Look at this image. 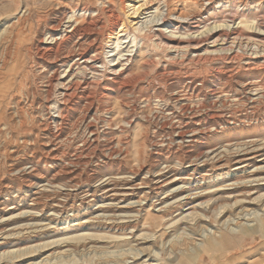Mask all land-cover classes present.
Returning a JSON list of instances; mask_svg holds the SVG:
<instances>
[{
	"label": "rangeland",
	"instance_id": "rangeland-1",
	"mask_svg": "<svg viewBox=\"0 0 264 264\" xmlns=\"http://www.w3.org/2000/svg\"><path fill=\"white\" fill-rule=\"evenodd\" d=\"M108 1L114 2L113 0ZM108 1L0 0V215H4L2 218L11 217L22 211V213H19L21 214L20 217H13L14 219L11 218L12 222L8 220L3 224L5 230L23 224L20 226V231L13 233L16 234L13 235L14 237L5 240L10 244V247H2L4 240L0 239V264H264V220L256 219L248 223L245 222L246 224L241 223L239 227H234V230H228L222 226L227 220V215H225L216 219L213 223L214 234H210L208 237H200L203 228L193 227L192 235L189 232H186V235L183 228L185 230V225L189 226V221L186 223L184 221L178 222L179 217L176 218L174 213L169 216L157 211L159 203L165 202L166 198L170 196L171 188L167 186L166 189L159 192L154 189L153 183V177L157 174V171L159 172L165 167V164L173 166L175 169L185 166L186 161L189 160L186 151L192 149L195 155L198 152L197 150H200L202 146L200 145L199 148V143L204 142V132L210 130L208 134H220L226 130L225 128L236 125L233 122L236 121L237 117H244L245 115L248 118L247 120H251L252 125L256 126L250 130V134H256L260 129L258 125L264 123V116H262L264 115V74L246 73L247 75L244 74L243 77L249 79L244 81L242 85H236L235 82L223 83L217 80L219 78L214 73L215 69L219 67V61L220 64L225 63L223 60H214L202 66L191 62L187 63L189 62L188 59L179 63L180 60L178 61V59L174 60L175 62L171 60L175 56V51L163 52L158 49L154 45L157 40L154 34L157 35L158 31L175 39L184 35L182 30L181 32L165 25L162 26L159 23L160 16L167 14V17L173 20L175 16L180 14L186 15L185 10L191 12L193 9L191 13L194 12V9L195 12L200 10L198 7H196L198 9L194 8L195 6H192L193 4H190L189 1L166 0L167 4H165L163 0H157V2L155 0L149 10L143 12L141 16L133 21L131 19L127 20L126 16L129 13L127 9L117 6L118 17L122 18V21H126V24L124 23L126 33L124 32L117 38L118 42H116V38L110 39L109 35L100 37L99 42L102 50L99 53L100 55H96L98 60L94 63V67H97L98 74L103 73L104 68L107 70H123L125 76H123V79L133 82L140 76V79L141 77L142 79L145 78L144 81H141L138 85L135 84L137 89L133 90V94H125L121 101L113 99L115 102H113V106L109 111L106 112V108H104L98 113L97 116L100 117L97 121L99 122L93 121L94 111L87 110L88 102H82L79 105L64 109L60 101V95L63 91L62 83L65 82L64 85H67L71 82H77L82 75H85L86 78L91 77L90 72L83 69L88 59L95 56L91 45L96 42L98 37L96 38L94 34L90 35L89 33L81 38L75 37L70 42L68 41L65 45L60 46L59 51H55L57 52L56 55H52L48 62L36 55L33 49L29 50L33 45L31 42L33 35L40 30H44L42 36L44 44L42 46H46L48 40L45 39L48 38L47 34L50 33L49 28L51 26L59 28L56 29L54 37L63 38V34L74 23L85 25L97 16L95 12L85 14V16L69 12L75 3L85 2V4H88L90 2V4L97 5L95 7L104 8L109 3ZM255 3L248 5L249 10L235 5L232 11L237 16L234 22L228 21L227 25L221 21L217 22L216 25L212 21L214 17L212 14L213 9L208 10V13L206 12L203 16L204 20L209 19L210 21L207 22V24L209 23L207 27H202L203 24L201 23L199 25L200 29H193L194 31H192L190 37H199L208 33V31L211 33L221 30H240L244 36L252 33H262L256 29L252 19L255 17L260 22L262 21L264 6L260 7ZM167 6L168 8H166ZM189 12H187L188 15L191 14ZM243 12L244 16L241 15ZM225 16L227 15L225 14ZM218 18L219 20L222 19L221 14ZM98 19L103 27L110 23L109 19L101 15ZM137 28H143V31L134 30ZM195 30H198V32ZM134 34L138 36L143 34L146 36L147 42L137 43L139 40ZM148 36L149 38H147ZM182 37L185 38L186 36ZM232 38L223 43L218 42L215 45L212 44L214 40H211L208 44L207 54L203 53L210 56L228 55L232 52L229 51L232 46L234 47H232L233 51H237L235 48L237 40L232 45L231 41L234 40ZM242 41L243 48L247 50L243 49L239 51V54L244 56L245 61L247 59H259L264 55L262 51L255 49V46L252 47L251 41L249 42L246 39H242ZM115 44L118 46H115ZM82 48L86 49L84 55ZM222 49L225 50L222 52ZM70 50L72 51L70 52ZM130 51L131 53H129ZM203 53L201 52V54ZM118 57L119 60L117 61L116 58ZM112 59L115 61L109 64L108 61ZM145 59L151 60L146 61ZM164 65H167L166 68L170 69L172 75L168 74V77L162 82L157 78V75L158 67ZM47 76L56 77L55 81H57L52 84L50 90L47 84L50 78ZM47 91H50L51 94L50 98L46 100ZM85 104L86 106H84ZM153 112L156 113L158 118L170 119L171 123L180 122L181 119L182 124L180 123L175 131L182 130V132H185L186 130L199 128L197 139L195 138L197 143H194V148L191 147L192 144L189 145L190 143L178 144L174 140L175 135L170 127L150 125L145 122V119H142L150 117ZM58 113L65 115V120L60 121ZM212 115L222 116L223 119L212 121L209 119ZM102 117H105L108 121L110 120L108 123L109 126L112 124L110 128L105 129V125L101 121ZM126 118H129V121L132 119L133 123L128 127L126 125L127 128L115 129ZM10 119L26 120L25 123L28 127L24 126L21 131H16L6 125L7 120ZM134 121L138 123H134ZM140 121H143V123ZM91 122H94L97 126L95 127L97 141L93 143L90 141L92 139H86L89 130H92L86 126ZM44 123L49 124L48 132L42 129L41 126L38 127ZM3 126L7 128L3 130ZM52 135L56 136L49 137ZM178 145H180L179 148ZM202 145H204L202 149V153H204L206 145L205 143ZM13 146H19L17 162L15 159L7 158V154L13 151ZM109 148L115 150L118 154L121 152L120 162L118 159H106L105 155L108 153ZM233 148L235 147L226 148L225 150L229 149L227 151H231ZM180 152L184 154L182 155ZM216 153L217 151L209 150L207 155L209 158H213ZM165 159L166 161H164ZM104 162L108 165L104 173L98 175L99 178L105 174H112V177L121 176V182H118L117 185L114 182L112 188L120 187V185L123 188H129L131 183L125 180L129 177H134L133 184L140 183L138 184L140 187L138 196L140 195L143 201L141 202V209L140 207L139 209L133 208L121 213V215H126V219H123V221L129 220L127 222L130 223L129 225V223L124 222L122 231L108 230V222L101 217L97 222L92 219L95 212L93 207L90 206L93 202L91 196H89L90 193L87 192H90V188L98 182H95L92 178H94L98 168L104 165ZM111 162L112 164H110ZM209 163L210 166L217 164L211 160ZM228 163L226 168L229 169L234 166L233 162ZM18 165V170L11 172V168ZM31 167L36 168L41 174L39 176L33 174ZM20 169H23L26 174L18 172ZM187 173V171L184 172V174ZM124 176L127 177L124 178ZM139 180L140 182H138ZM143 184L145 185L143 186ZM12 189H20L18 193L22 203L19 205V212L6 214L5 203L10 205L13 204L12 198L14 202L16 200L14 194L11 193ZM259 194L261 193L256 194V196ZM128 211L129 213H127ZM98 215L102 214L98 213ZM86 221L91 223L86 224ZM28 228L31 229L28 230ZM204 228L206 227L204 226ZM46 231H50V233L45 234ZM28 238H33V240L27 241Z\"/></svg>",
	"mask_w": 264,
	"mask_h": 264
},
{
	"label": "bare ground",
	"instance_id": "bare-ground-1",
	"mask_svg": "<svg viewBox=\"0 0 264 264\" xmlns=\"http://www.w3.org/2000/svg\"><path fill=\"white\" fill-rule=\"evenodd\" d=\"M113 1H114L113 3H111L112 1L111 2L108 1L109 3L104 8L103 7H100V8L95 7L97 5H95L94 3L90 4V2H88V4H85L86 1L84 3H75L74 2L75 4L72 6V9L71 10L68 9L69 12H72L73 14H78V15L82 14L84 16H85V14H90V13L95 12L97 14V16L93 20L90 19L92 21L89 23L87 22V24H85V25H80L81 23L80 24L74 23L73 25L70 26L68 31H66L63 34V36H62L63 38L54 37V33L58 27L57 26L56 27L51 26L49 28L50 33L47 34L48 38L45 39L46 41L48 40L46 46H42L44 44L43 43L44 40L42 38V36L44 35V30H40L39 32H37L36 34L33 35V40L31 41L33 45H31V48H29V50L33 49L35 51V54L40 56V58L46 59L48 61L49 59H51L52 55H54V56L56 55L57 52H55V51H59L58 48L60 46L65 45L66 42H68V41L70 42V40L75 38V37L81 38V37L86 36L88 33L90 35L94 34V37H96V38L98 37L96 42L91 45V49H92L95 56L90 57L88 59L89 62L88 61L86 62V65L83 69L84 71L88 70L90 72L89 75H91V77L88 76L89 78H86L85 75H82L80 80L76 79V80H78L77 82H71L67 85H64L65 82H64V84L62 83L63 91L60 95L61 96L60 101H61L62 107L64 109L79 105L82 102H84V103L88 102L89 105L87 104L88 105L87 110H93L94 111V113H93L94 114L93 115V121L94 122L99 119L100 116L98 117L97 115L100 111H102V110H104V108H106V112H107L112 108L113 102H115L113 99H116L117 101L118 100L121 101V99L124 98L125 94H131L133 92V90L137 89L136 86L138 85V83H140L141 81H144V79H145V78L142 79V77L140 79L139 78L140 76H139L133 82H129V81L123 79L125 77L123 70H115V69H108L107 70L104 68V71H102L103 73L98 74L99 71H97V67H94V63L98 60L96 55H100L99 53L102 50L100 42H99L100 37L101 36L103 37V35H109L110 39L116 38V42H118L117 38L125 32L124 30L126 28L125 27L126 25L124 26V23L126 21L124 22V21H122V18L120 19V17H118L119 15H117L116 7L121 6V7H123V9H127V12H129L128 16H126L127 20L131 19V21H133V20H136L139 16H141L143 14V12L149 10L151 5L153 4V1H155V0H113ZM163 1L165 4H167L166 0H163ZM187 1H189L190 4H193L192 6H195L194 8L198 7L200 10H198V11L196 10V12H195V9H194L193 13H191L193 11V9L191 12L185 10L186 15L180 14L179 16H175V19H173V20L169 19L170 17L168 18L167 14H165L163 16H160L161 18L159 20V23H161L162 26L165 25V26H168L170 28H173L174 30H179V31L182 30L186 37L183 38L182 36H184V35H182V36H180V38L175 39L174 37L172 38V36H170V35H169L170 37H167V35H165L163 33L165 35L164 36L161 31H158L157 35L154 34V36L157 38L154 45L158 49H160L163 52H168V51L171 52V50L175 51L174 57L171 56V54H170V56L173 57V58H171V60L174 61V60L178 59V61L180 60L179 63L188 59L189 62H187V63L191 62L192 64L202 66L203 64L207 65L208 63H211L214 60H217V61L223 60L225 63L220 64L221 62L219 61V67H217V69H215V72H214L215 75L218 76V78H219L217 80H220L223 83L224 82L225 83L235 82L236 85H242V83L244 81L249 79V78L243 77L244 74L247 75L246 73H250V72L251 73L264 74V55H262L259 59H255V60L247 59L245 61V59L243 58L244 56L239 54V51L246 49V48H243V46H242V42H243L242 39H244V40L246 39L249 42L251 41L250 44L252 45V47L255 46L256 47L255 49H257L260 52L262 51L264 53V24H263L264 18L259 17L262 20L261 22L259 21V19L255 18V17L252 19L253 24L256 27V29H258L262 33H260V32L259 33H252V34H248V36H246V35L244 36V35H242V32L240 30H230V31L221 30L218 32H211V33H209V31H208V33H206V34L202 33L203 35H201L199 37H190V35L192 34V31H194L193 29H197V28L200 29L199 25L201 23L203 24L202 27L203 26H204V28L207 27V25L209 24V23L207 24V22H210V21H209V19L204 20L203 16L208 10L213 9L212 14L214 15V17H213L212 21L215 24L217 22L219 23L221 21L223 24L227 25L226 23L228 21H230V22L235 21V17L237 16V14H233L234 12L232 11L233 7L235 5L241 6L243 9L247 10L248 5L254 4L257 0H186V2ZM156 2H157V0H156ZM156 2H154V3H156ZM162 2H161V4H162ZM256 3L255 4L257 6H260V7L264 6V0H258ZM161 4H159V5H161ZM93 5H94V7H93ZM170 5H171V3H170ZM214 5H215V7H214ZM59 6H60V4H59ZM163 6H164V4H163ZM168 6L166 8H168ZM198 8H196V9H198ZM123 9H122V11H123ZM189 10H190V7H189ZM117 11H119V10H117ZM187 12H189L191 14L188 15ZM167 13H168V11H167ZM122 14L124 15V13H122ZM220 14L222 16V19L219 20L218 17L220 16ZM225 14L227 16H225ZM100 15L106 19H109L110 23L107 26L103 27L102 24H100L99 19H98V18H100ZM123 15H122V17H123ZM229 15H231V16H229ZM241 15L244 16V12L241 13ZM69 17H71V16H69ZM210 19H212V18L210 17ZM62 20H64V19H62ZM70 20H71V18H70ZM209 26H211V25H209ZM130 29H132V28H130ZM134 30L143 31V28H141V29L137 28ZM149 31H151V30H149ZM196 32H198V30ZM131 33H133V32H131ZM135 35L136 34H134V36ZM144 35H145V33H144ZM144 35L143 34L141 36L136 35L138 37V40H139V41L137 40L138 41L137 43L141 42V44H142V43L147 42L146 36H144ZM152 37H153V35H152ZM147 38H149V36ZM230 38L234 39L233 41H231L232 45L237 40V44L235 45L236 46L235 48L237 49V51H233L234 47L232 46L233 48L231 47L229 50L232 52L228 55H222L221 54V55H216V56L215 55L210 56V55H205L203 53V52L206 53V51H208V49H209L208 44L211 40H214V41H212V44L215 45L218 42L223 43V42L229 40ZM149 40H151V39H149ZM135 41H136V39H135ZM92 42H94V41H92ZM151 42H149V43H151ZM249 42H247V43L249 44ZM244 44H245V42H244ZM116 45L117 44H115V46ZM148 45H150V44H148ZM257 45H259V46H257ZM80 47H81V45H80ZM156 47H154V48H156ZM225 49H222L221 51L223 52V50H225ZM260 49H262V50H260ZM85 50L83 51L84 53L82 52L83 55L86 54ZM160 50H158V51H160ZM71 51L72 50H70V52ZM201 52L204 55L201 54ZM129 53H131V51ZM256 54L257 53L255 51V55ZM258 54H260V53L258 52ZM64 55H65V53H64ZM162 55H163V53H162ZM116 60L118 61L119 57L116 58ZM145 60L150 61L151 59L150 60L145 59ZM114 61L115 60L112 59V60L108 61V63L110 64V63H113ZM146 61H144V62L146 63ZM88 63H90V65H88ZM149 63H152V62H149ZM183 63H186V62H183ZM103 64H101V65H103ZM165 64H167V63H165ZM176 64H177V62H176ZM142 65H144V64H142ZM167 65H164L163 67H161V66L158 67L157 78L162 82L164 81V79H166V77H168L167 76L168 74H171L169 71L170 69L166 68ZM178 65H180V64H178ZM196 68H198V67H196ZM81 72L84 73L83 71H81ZM155 72H157V71H155ZM172 73H173V71H172ZM47 77H49V76H47ZM49 78L50 79L48 80L47 84H48V87L50 90V88L52 87V84L54 82H57V81H55L56 77L53 78L50 76ZM153 80H155V79H153ZM190 83H192V82H190ZM135 84H137V85L135 86ZM188 84H189V82H188ZM60 86H61V84H60ZM50 94L51 93L49 91L47 93L46 100L48 98H50L49 97ZM84 106H86V104ZM124 110L126 111V109H124ZM58 114H59L60 121H62L63 119L65 120V118H66L65 115H62V113H58ZM125 114H127V112H125ZM262 116H264V115H262ZM124 118H125V116H124ZM142 119H145V122L149 123L150 125L155 124V125H158L160 127H165V126L170 127V129H172V132L175 135L174 140L177 141L178 144L179 143L182 144L183 142H186V143H190L189 145L192 144L191 147L194 148V143L196 142V139H197L196 136L199 134V130H200L199 128H198L199 130L198 129L190 130V131L184 130L185 132H182V130L181 131H179V130L175 131V129L180 125L181 119H180V122L178 121L177 123H174V122L171 123L170 119L167 120L165 118L164 119L158 118V116L156 115L155 112H153V114L150 117H147V118L144 117ZM159 119H161V120H159ZM200 119H202V118H200ZM209 119L212 121L213 120H215V121L219 120L220 121V119H223V118H222V116L212 115L209 117ZM247 119L248 118L245 115H244V117H237L236 121L233 122L236 125H233V127L230 126V127L225 128L226 130L220 134H217V133L216 134H208V133H210V130L209 131L206 130L208 132H204V134L201 133L204 135V137H203L204 142L203 143H205V145H206V149H204L205 150L204 153H202V151H203L202 149H203L204 145H202L203 143H199V148H200V145L202 147L200 148V150L195 149L198 151V152L196 151L197 153L195 155H194L192 149L189 151H186V154H187L189 160L186 161L185 166H183L181 164L183 167H180L179 169H175V167L173 168V166L171 167V166H169V165L167 166L165 164V167L162 170H160L159 172L157 171V174L153 177L154 189L156 191L161 192V191H163V189H166L165 187H167V186H169L171 188V190L169 192L170 196H168L166 198L165 202L159 203V205H158L159 209L157 211H161V212L165 213V215H169V216H172L174 213L176 218L179 217L177 219L178 222L184 221L186 223L187 221H189V223H190L189 226L185 225V227H186L185 230L183 228V231L185 234H186V232H189V234L192 235L193 227H197V228H203L201 230L200 237H205V236L208 237V235L215 233L214 229H212L214 227L213 223L215 222V220L222 218L225 215H227V218H226L227 220L222 224V226L228 230H232L234 227H239L241 225V223L246 224L245 222L248 223L249 221H253L256 219L264 220V123H261L260 125H258V127H260V129H259V131H257L256 134L253 135V134H250V130L254 129L256 126H253L251 120H247ZM25 121H21V119L20 120L19 119H17V120L10 119V120H7L6 125L12 127L16 131L17 130L21 131L24 128V126H27ZM101 121H102L103 125H105V129L110 128V126H112V124L110 126L108 125L110 120L108 121L105 117L104 118L102 117ZM94 122L88 123L86 126L87 128L92 129V130H89L88 138H86L88 140L92 139V140H90V141H92V143L97 141V136H96V132H95V127H97V126H95ZM97 122H99V121H97ZM135 122L136 121H134V123ZM131 123H133L132 119H131V121H129V118L128 119L126 118V119L122 120V124L120 123L121 124L120 126L117 125L118 127H116L115 129H123L126 127V125H127V127L130 126ZM136 123H138V122H136ZM141 123H143V121ZM222 123H223V121H222ZM115 124H116V122H115ZM40 126L42 129L47 130V132H48V130H49V124L48 123H44L43 125H39L38 127H40ZM6 128H4V126H3L2 129L4 130ZM53 136H56V135H52L49 137H53ZM186 138H188V139H186ZM246 140H249V141H246ZM179 146L180 145H178V148H179ZM184 146H185V144H184ZM231 147H235V148H233L231 151H227L229 149L225 150L226 148H231ZM156 150H158V149H156ZM178 150H180V149H178ZM209 150L217 151V153L214 155L213 158L208 157L207 152ZM4 152H6V151H4ZM18 152H19V146H15L13 148V151H10V153L7 154L8 155L7 158L9 157L10 159L16 160L17 156H18ZM50 153H52V152H50ZM120 153L118 154L117 152H115V150L109 148L108 153H106V155L105 154L104 155L106 156L107 160L118 159V161H119V157L121 155ZM158 153H160V152H158ZM180 153H182V152H180ZM183 154L184 153H182V155ZM47 156H48V154H47ZM148 157H149V155H148ZM150 158H151V156H150ZM45 159H47V158H45ZM149 160H151V159H149ZM210 160L214 163H217V164L210 166L209 165ZM164 161H166V159ZM16 162H17V160H16ZM146 162L149 163L147 160H146ZM228 162H233L234 166L230 167L229 169L226 168V165L229 164ZM19 164H20V162H19ZM103 164L104 165L103 166L101 165V167H99L98 170L96 171L94 178H92V180H94L95 182L96 181H98V182L95 185H93L92 188H90V192H87V193H90L89 196H91V199H92L91 201L93 202L90 206L93 207V210L95 212L93 214L92 219L96 220V222H97V220L98 221L100 220L99 217H101L102 219H104L108 222V227H107L108 230L115 229L116 231H122L124 229L123 223L124 222L129 223V222H127L129 220L123 221V219H126V215L125 216L121 215V213H124V211H126L128 209H133V208L139 209V207L141 206V202H143L141 200L142 198L140 197V195L138 196L139 189H140L138 184H140V183L133 184L134 183V177L125 178L127 176H124L125 180H127L128 182L131 183V185H129L130 187L129 188H127V187L123 188V186L121 187V185H120V187L112 188L114 182H116V185L118 182H121V178H120L121 176L112 177L113 176L112 174H111L112 176L105 174L102 177L100 176L101 178H99L98 175H101L102 173H104L105 168H107V165H108V163L106 164L105 162ZM110 164H112V162ZM156 164H154V165L156 166ZM148 165H152V164H148ZM231 165H232V163H231ZM156 167H158V166H156ZM18 168H19V165L12 167L11 172H13L14 170L17 171ZM177 170H179V172H177ZM31 171L34 172L33 174L38 175V176L41 174V172L36 170V168L31 167ZM185 171H187L188 173L184 174ZM18 172H20L22 174H26L23 169H20ZM138 182H140V180ZM141 182H142V180H141ZM46 183H48V182H46ZM142 183H144V181ZM144 185L145 184H143V186ZM12 190L13 191L11 193L14 194V197L16 200L14 202V199L12 198L13 204H10V205H7L5 203L4 207L7 208V210L5 209L7 211L6 214H12V213L15 214L19 209L20 203H22V201L20 199V194L18 193L20 189L19 190L12 189ZM258 193H261V194L256 196V194H258ZM254 196H256V197H254ZM89 200H90V198H89ZM4 202H6V201H4ZM103 202L104 203L106 202V203L102 204ZM161 204H162V206H160ZM140 209H141V207H140ZM20 212L22 213V211H20ZM19 213L16 215L13 214L14 216L9 215L11 217L7 216L5 218L4 217L2 218V216H4V215H2V214L0 215V239L4 240V243L2 244L3 245L2 247H4V248L10 247V244L8 242H5V240L8 238L11 239V237H14L16 234L14 235L13 233L20 231V228H21L20 226L23 224H20V226H18L16 223L17 227L13 226V227H15V228H13L11 226L12 229H8V230H5L3 224L6 223L8 220H11V222H12L13 220L11 218H13V217L14 218L20 217L21 214H19ZM98 213L102 214V215H98ZM127 213H129V211ZM135 213H137V212H135ZM258 213H260V214H258ZM23 215H24V212H23ZM133 217H135V216H133ZM30 218H32V217H30ZM137 218H136V220H137ZM172 219H174V218H172ZM133 220H135V219H133ZM88 221H86L85 223L86 224L89 223ZM92 222H94V221H92ZM83 224H84V222H83ZM124 225H126V224H124ZM129 225H130V223H129ZM204 226L206 228H204ZM22 227H24V226H22ZM181 227H184V226H181ZM29 229H31V228H28V230ZM25 230L27 231V229H25ZM25 230H22V231H25ZM47 233H50V231H48V232L46 231L45 234H47ZM54 233H56V232H54ZM33 238H30V239L28 238L27 241H32Z\"/></svg>",
	"mask_w": 264,
	"mask_h": 264
}]
</instances>
